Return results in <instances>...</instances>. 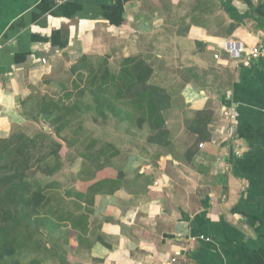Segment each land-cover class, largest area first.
I'll return each instance as SVG.
<instances>
[{
	"label": "crops",
	"instance_id": "1",
	"mask_svg": "<svg viewBox=\"0 0 264 264\" xmlns=\"http://www.w3.org/2000/svg\"><path fill=\"white\" fill-rule=\"evenodd\" d=\"M260 44L258 0H0V139L32 123L34 86L82 56L115 73L140 57L169 97L165 137L135 123L96 153L91 185L106 183L71 213L83 224L61 233L58 264H264V63L244 53Z\"/></svg>",
	"mask_w": 264,
	"mask_h": 264
},
{
	"label": "trees",
	"instance_id": "2",
	"mask_svg": "<svg viewBox=\"0 0 264 264\" xmlns=\"http://www.w3.org/2000/svg\"><path fill=\"white\" fill-rule=\"evenodd\" d=\"M107 61V57H102L101 63L95 67L92 60L82 56L71 67V71L76 72L71 88L60 90L57 97L32 96L35 105L29 109L30 116L48 121L55 134L59 135L64 126L69 124V116L79 110L83 105H80L81 101L89 93L98 103L97 108L103 117L105 111L111 114L115 111L113 101L124 102L131 110L127 116L137 113V127L146 125L154 132L149 137L150 141L165 137L167 129L164 127L162 111L169 97L163 88L149 83L152 74L150 64L140 57H127L122 59L115 73L108 69ZM206 115V111H201L194 118L196 125L193 130L198 133L197 141L207 138L203 133ZM65 153V147L60 141L47 142L43 132L27 138L17 131L7 139H0V264H42L36 255L25 263H21L18 256L23 252H38L37 246H43L36 239V233L27 232V227L31 222L37 226L39 220L41 223L47 221L45 209H50V217L56 220L55 227L65 220L73 229L83 224V214L74 220L72 214L68 215L62 208L57 213L52 212L53 206L49 203L51 198L45 189L41 186L33 187L29 180L33 172L50 176L58 171ZM105 183L106 180H100L90 185L83 196L84 200L92 203L88 195L95 189L99 190L98 187ZM114 189L112 187L110 192ZM50 250L49 247H43L42 252L50 253Z\"/></svg>",
	"mask_w": 264,
	"mask_h": 264
},
{
	"label": "rangeland",
	"instance_id": "3",
	"mask_svg": "<svg viewBox=\"0 0 264 264\" xmlns=\"http://www.w3.org/2000/svg\"><path fill=\"white\" fill-rule=\"evenodd\" d=\"M87 58L92 60L91 63L95 67L101 63L102 59L100 57ZM108 63L107 61V65ZM111 67H114V64H111ZM75 78L76 72L73 73L68 66L56 67L43 78L41 86H34L32 96L36 98L39 95L57 97L60 90L71 88ZM94 99L91 94L86 93L80 104L83 105L69 116V124L64 126L59 135L55 134L53 126L48 121L42 118L36 119L34 115H31L32 123L25 127L24 131H19L27 138L38 132H43L47 142L60 141L65 147L66 153L61 158V166L58 171L50 176L41 172H33L29 175L32 186L43 187L51 198L49 203L53 206L52 212L57 213V210L62 208L68 215L69 213L76 215L79 207L82 206L80 202L84 200L83 196L87 188L99 177L96 172L102 166L104 159L101 154L96 156V153L109 150L110 148L106 149L105 143L114 145L118 133L123 131L130 133L136 130L137 113L127 116L131 114V110L126 103L113 101L112 107L115 111L113 114L105 111V117H103L97 108L96 104L98 103ZM44 213L48 214V216L45 215L47 221L41 223L39 220L37 226L31 222L27 227V232L36 233V239L43 246H37L38 252L20 253L18 259L21 263L29 261V258L36 255L42 264H58L54 248L60 246L57 243L61 240V233H66L64 231L68 229V221H61L55 227L56 220L50 217V209H45ZM43 247H49L52 250L50 253H43Z\"/></svg>",
	"mask_w": 264,
	"mask_h": 264
},
{
	"label": "built area",
	"instance_id": "4",
	"mask_svg": "<svg viewBox=\"0 0 264 264\" xmlns=\"http://www.w3.org/2000/svg\"><path fill=\"white\" fill-rule=\"evenodd\" d=\"M264 2V0H258ZM245 53V58L247 60L251 59H261L264 63V45H257L255 47H251L250 49L247 48L244 50ZM215 58H217V55H214ZM42 62L45 63V59H42ZM222 119L225 123V134L228 138H233L234 137V129L236 125V120H235V108L231 105L226 108V110L222 113ZM204 146V143H198V147L202 148ZM238 154V153H236ZM156 184V183H155ZM198 239H205L204 237H198ZM191 242L195 240V238L191 237L189 239ZM179 256V253L177 255H173L169 258V262L171 264H176L177 258ZM136 264H141V263H136Z\"/></svg>",
	"mask_w": 264,
	"mask_h": 264
}]
</instances>
